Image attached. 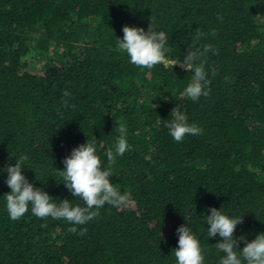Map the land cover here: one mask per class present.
I'll list each match as a JSON object with an SVG mask.
<instances>
[{
  "label": "trees",
  "instance_id": "1",
  "mask_svg": "<svg viewBox=\"0 0 264 264\" xmlns=\"http://www.w3.org/2000/svg\"><path fill=\"white\" fill-rule=\"evenodd\" d=\"M151 22L170 51L167 67L148 70L118 51L117 38L125 25L147 31ZM208 44L218 49L203 58L209 95L192 100L184 89L194 70L172 65ZM177 107L202 134L172 138ZM87 140L127 203L106 204L85 225L38 218L31 206L12 220L0 173V264H176L182 225L204 264H219L222 238L207 234L213 207L243 216L236 238L264 233V0H0V169L27 156L22 172L35 188L84 206L59 170Z\"/></svg>",
  "mask_w": 264,
  "mask_h": 264
},
{
  "label": "clouds",
  "instance_id": "2",
  "mask_svg": "<svg viewBox=\"0 0 264 264\" xmlns=\"http://www.w3.org/2000/svg\"><path fill=\"white\" fill-rule=\"evenodd\" d=\"M222 19V17H218ZM123 38H117L118 51L127 54L129 62L142 69L151 70L154 66L163 64L168 66L166 54L170 51L165 44V34L153 29L152 22L148 30L144 28L123 27ZM213 36L216 32L213 30ZM204 35L197 28L195 40H199ZM218 54V49H214L211 44L205 45L203 49L190 48L188 54L182 61H176L172 67L179 64L189 72H193L191 82L184 89V95L192 100H198L201 96H208L207 79L208 73L205 70L203 58L207 53ZM227 79V78H226ZM64 97H69L68 91L64 92ZM65 107L68 101H64ZM75 108V105H72ZM173 119L167 127L172 138L181 142L185 136L202 134V129L195 124L188 123L187 117L179 107L171 112ZM120 133L115 143V154L124 155L129 149L126 139V128L120 124L117 128ZM108 161H113L114 151L109 149L106 152ZM27 156L16 158L15 165L9 164L6 168L0 169V173L7 172L6 184L11 191L3 197L6 201V208L12 220L22 218L29 212L41 219L51 217L61 219L71 225H85L99 215V209L106 204L119 208L127 203V197L122 195L119 189L111 182L112 171L105 168L101 159L96 154L94 141L87 140L86 143L74 148L71 154L63 160L65 168L59 170L60 176L64 180L65 186L71 194L83 201L84 206L73 205L71 201L65 199L54 201L47 192L35 188L23 174L22 169L27 161ZM211 214L207 215L206 221L210 225L207 228L208 237H216L217 234L222 238V242L215 244L219 252L224 253L219 264H264V233L248 242L247 238L241 236L236 238L234 233L237 225L243 223L242 217H230L223 214L220 209L215 207L210 209ZM71 233H77L76 227L68 229ZM87 229H82L79 234L84 235ZM178 247L173 250L176 264H204L203 249L196 235L187 225L177 228ZM244 241L245 246L242 250L238 248V242Z\"/></svg>",
  "mask_w": 264,
  "mask_h": 264
}]
</instances>
